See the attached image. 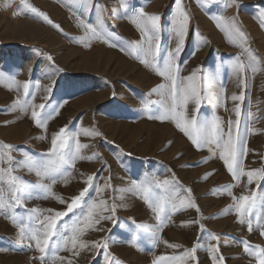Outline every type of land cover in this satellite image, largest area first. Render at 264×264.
Returning a JSON list of instances; mask_svg holds the SVG:
<instances>
[{"label": "rangeland", "instance_id": "374dc122", "mask_svg": "<svg viewBox=\"0 0 264 264\" xmlns=\"http://www.w3.org/2000/svg\"><path fill=\"white\" fill-rule=\"evenodd\" d=\"M28 3L52 23L26 9L21 0H0V145L13 146V163H2L0 168L12 167V175L28 185L18 193L22 203L15 214L29 229H39L37 217L54 215L49 209L66 211L71 199L87 187L89 175L96 177L93 184L103 192L91 188L81 207L61 218L58 227L71 225L93 200L115 206L113 219L96 226L102 230L89 229L82 237L87 247L79 249L78 256L50 245L43 264H68V259L72 264H259V249L246 252L244 242L264 248V180L254 178L252 184L247 183V176L234 180L215 144L197 148L174 120L155 118L171 103L167 89L152 90L170 83L155 68L162 67L163 59L177 47L178 37L172 30L176 0H126V8L121 0H99L104 8L103 39L85 28L96 24L97 11H85L78 0ZM225 3L181 0L190 19L175 62L180 78L199 69L201 96L199 108L190 102L185 114L195 115L198 123L210 125L216 120L224 133L229 121L235 131L239 119L241 147L247 150L241 164L245 172L264 170V26L260 15L264 0H240L238 9ZM141 9L161 17L160 28L154 35L149 33L160 44L155 59L147 52L148 37L138 27ZM232 17L246 39L232 31L228 23ZM237 62L244 64V72L235 71ZM25 82L29 83L27 96ZM46 88L51 92H45ZM234 94H243L244 99L233 101ZM25 102L29 105L26 113L19 107ZM40 103L52 112L45 128L37 127L31 118V106ZM62 127L68 130L66 136L79 133V142L86 145L80 155L95 153L96 158L64 165L62 173L53 174L55 183L16 163L23 162L25 154L47 161L51 139ZM86 130L99 135H85ZM66 151H76L75 140H69ZM7 179L0 175V194L8 192ZM165 180L167 185L157 186ZM227 185H235L230 191L237 197L256 192L251 215H237L232 207L235 201L228 190H222ZM182 199H191L199 211L179 207ZM158 201L164 207L159 214L154 211ZM92 241L106 242L108 247L94 248ZM213 246H218L217 252ZM193 247L195 259H173ZM42 255L34 241L21 242L8 210L0 211V264H42Z\"/></svg>", "mask_w": 264, "mask_h": 264}, {"label": "snow or ice", "instance_id": "6c2138e0", "mask_svg": "<svg viewBox=\"0 0 264 264\" xmlns=\"http://www.w3.org/2000/svg\"><path fill=\"white\" fill-rule=\"evenodd\" d=\"M85 8V11L95 9L98 13L97 22L95 25L89 23L85 25L86 31L90 32L93 37L98 39H103L102 31L105 24L103 19L104 8L99 5V0H78ZM122 6L127 7L126 0H121ZM210 3L215 4L217 0H210ZM21 4L28 10L33 13L42 16L45 20H48V17L45 13L41 12L39 9L35 8L32 4L28 3V0H21ZM176 12L173 17V28L178 37L177 47L174 51L169 52L168 57L163 59L162 67H156L155 70L158 75L163 77L166 81L170 82L168 84L158 85L157 88L153 89V92H158L160 90L167 89L168 95L170 98V105L166 107L165 113L155 117L161 121L163 120H174L176 127L181 129L189 138V140L197 146V148L202 147L205 144H215L216 148L219 149V157L222 159L227 166L228 172L233 176L234 180L239 181L241 176H247V183L252 184L254 178L264 180V170L257 169L245 172L244 167L241 164V159L246 155V149L241 147L240 138H239V119L235 122V131L232 127V122L229 121V128L226 133L220 129V125L216 120H213L209 125V122L198 123L196 116H188L185 114L187 110V105L192 102L199 108L201 104L200 89L197 83L196 72L199 69H196L191 75L185 78H180L178 73L180 72L179 66L175 62V55L179 53L181 47L184 43V36L187 32V27L189 23V14L184 10L181 0H176ZM226 7H240V0H226ZM262 26H264V11L261 12ZM140 23L138 27L140 31L148 37V49L153 58L159 54L160 44L156 40L153 42V35L160 28V19L161 17L156 14H147L143 9L139 12ZM221 19H224L221 17ZM49 23H52L48 20ZM228 23L233 25L232 31L242 39H246L245 34L236 25V18H229ZM59 28V25H55ZM99 29V31H98ZM153 35H149V33ZM49 61H52L51 55L47 57ZM142 63H147L146 60H142ZM244 64L237 62L235 65V71L237 73L244 72ZM59 70V69H57ZM186 81V82H185ZM244 83V81H241ZM36 88L39 89V84L37 83ZM24 95H29V83L25 82L23 84ZM45 92H51V88H46ZM45 100L48 99L47 96L44 97ZM233 101L243 100L244 95H233L231 97ZM19 107L25 113L28 111L29 105L27 103L19 104ZM31 118L35 122L37 127H46V121L48 118H51L52 112L47 111L46 103H40L38 106L32 105ZM38 107L41 111L35 110ZM55 111V110H53ZM43 113V115H42ZM236 116L239 117L241 114L240 107L235 108ZM151 118V117H150ZM68 130L66 128H61L59 132L55 133L51 139V147L49 149L50 158L47 161H37L30 155L25 154V159L23 162H16L22 164L29 171H35L38 177H51L52 183L56 182L54 173H62L64 165L74 166L77 159H87L91 160L96 158L97 154L92 156H82L80 155L79 150L86 147L78 140L79 133H69L68 136L65 133ZM85 135H99L98 132L92 130L89 133L87 130L84 133ZM226 136V138H225ZM75 140V152L66 151L69 147V140ZM11 145H0V164L9 163L12 164L13 160L10 155L12 150ZM210 151H213L211 148ZM215 154V153H214ZM207 162V161H204ZM13 168H0V175L6 176L8 183V192L6 194H0V211L8 210L9 218L11 219L14 226L18 227V236L23 242L24 239H28L31 243L35 242L37 249L44 255L40 257L42 264L46 259L50 245L55 248L64 249L70 251L72 256L79 255V249L87 247V242L82 240V237L86 234L89 229L100 231L102 229L97 228L96 226L100 224L101 220H112L115 214V206L109 207L105 201L100 200L97 203L93 200L88 206V211L82 216L76 217L73 220L71 225H64L63 227H58V223L61 218L68 216L69 213L74 212L75 209L81 207L82 202L89 190L95 187L97 193H102L103 188L95 186L93 180L96 178L93 175L87 177V187L79 192L78 195L71 199V202L67 204L66 211H55L52 209L47 210L48 212H54V215H49L39 220L40 228L39 229H29L27 225L19 222V217L15 214V208L20 206L22 203V196L24 189L28 187L26 182H24L20 177L12 175ZM169 182L167 180L162 182H157V186L167 185ZM108 185H105L107 187ZM235 185L224 186L222 190H228V194L232 196V199L235 201L232 207H235L236 213L238 216L243 217L246 214L251 215L252 209L255 207L256 201V192L252 191L250 194H241L239 197L232 194L230 189ZM50 191V186H47ZM145 200H148L147 192L148 189L144 188ZM190 193V189L186 190ZM20 193V194H18ZM261 201L264 202V196H261ZM60 203H65L63 199H60ZM193 207L199 211L198 206L191 200L188 199L180 200L179 207ZM172 207L176 210H179V207L176 203H172ZM36 211V210H33ZM154 211L158 214L164 211L163 203L157 202L154 206ZM109 212L110 215H104L103 213ZM240 222H243L241 220ZM183 223V222H182ZM189 223H196V221H190ZM203 230V226H201ZM249 230L251 231V224L249 222ZM65 233H69L65 235ZM261 235L264 236V232H261ZM55 238V239H53ZM212 239H217V237L212 234ZM92 247H99L107 249L108 245L106 242L92 241ZM172 247H177V245H170ZM253 248L259 249L258 260L259 264H264V248L259 246H252L247 242H244V249L246 252L251 251ZM196 249L186 250L183 257H174L173 259H195ZM213 251H218V246H213ZM61 262L65 260L64 257H58ZM109 257L106 255L105 260L107 261ZM159 259H163L162 257ZM219 259L222 261L224 258L221 256ZM55 264V261H53ZM68 264H72V260L68 259Z\"/></svg>", "mask_w": 264, "mask_h": 264}]
</instances>
